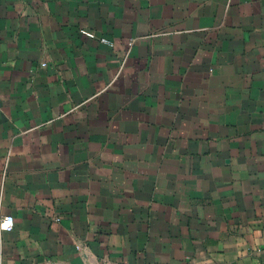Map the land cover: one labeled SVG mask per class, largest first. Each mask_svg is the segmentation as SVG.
Listing matches in <instances>:
<instances>
[{
  "label": "crops",
  "instance_id": "obj_1",
  "mask_svg": "<svg viewBox=\"0 0 264 264\" xmlns=\"http://www.w3.org/2000/svg\"><path fill=\"white\" fill-rule=\"evenodd\" d=\"M6 213L0 264H263L264 0H0Z\"/></svg>",
  "mask_w": 264,
  "mask_h": 264
},
{
  "label": "built area",
  "instance_id": "obj_2",
  "mask_svg": "<svg viewBox=\"0 0 264 264\" xmlns=\"http://www.w3.org/2000/svg\"><path fill=\"white\" fill-rule=\"evenodd\" d=\"M80 30L88 35H91V36H94L95 33L90 30V29H87L85 27H81ZM100 39L102 41H105L109 44H112V40L111 39H108L107 37L105 36H101ZM131 42V41H130ZM42 64H45V61H42ZM8 221H11V223L9 224L8 227H4L3 225H5ZM14 225V215L12 213H6V214H1L0 215V230L2 229H11ZM106 264H115V263H111V262H106Z\"/></svg>",
  "mask_w": 264,
  "mask_h": 264
},
{
  "label": "clouds",
  "instance_id": "obj_3",
  "mask_svg": "<svg viewBox=\"0 0 264 264\" xmlns=\"http://www.w3.org/2000/svg\"><path fill=\"white\" fill-rule=\"evenodd\" d=\"M11 223V221H8L5 225H3L4 227H8L9 224Z\"/></svg>",
  "mask_w": 264,
  "mask_h": 264
},
{
  "label": "water",
  "instance_id": "obj_4",
  "mask_svg": "<svg viewBox=\"0 0 264 264\" xmlns=\"http://www.w3.org/2000/svg\"><path fill=\"white\" fill-rule=\"evenodd\" d=\"M264 264V263H263Z\"/></svg>",
  "mask_w": 264,
  "mask_h": 264
}]
</instances>
